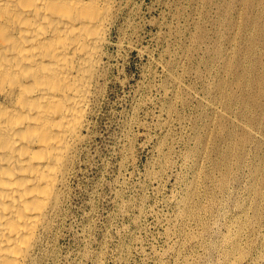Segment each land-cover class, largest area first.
Listing matches in <instances>:
<instances>
[{
  "label": "rangeland",
  "instance_id": "374dc122",
  "mask_svg": "<svg viewBox=\"0 0 264 264\" xmlns=\"http://www.w3.org/2000/svg\"><path fill=\"white\" fill-rule=\"evenodd\" d=\"M114 8L88 136L28 264H264V0Z\"/></svg>",
  "mask_w": 264,
  "mask_h": 264
},
{
  "label": "bare ground",
  "instance_id": "6f19581e",
  "mask_svg": "<svg viewBox=\"0 0 264 264\" xmlns=\"http://www.w3.org/2000/svg\"><path fill=\"white\" fill-rule=\"evenodd\" d=\"M115 2L0 0V264L32 260L67 193L88 136Z\"/></svg>",
  "mask_w": 264,
  "mask_h": 264
}]
</instances>
